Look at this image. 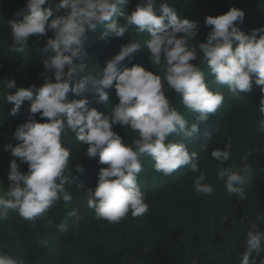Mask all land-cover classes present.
<instances>
[{
  "label": "clouds",
  "instance_id": "9594fccd",
  "mask_svg": "<svg viewBox=\"0 0 264 264\" xmlns=\"http://www.w3.org/2000/svg\"><path fill=\"white\" fill-rule=\"evenodd\" d=\"M130 3L131 0H28L17 13L22 19L10 22V52L22 53L31 37L47 36L44 51L52 55L43 61L42 86L17 87L15 80L6 83V101L14 104L12 115L25 101L31 103L28 122L19 125L14 133L13 138L20 143H9L4 149L14 159L7 176L10 185L0 191V218L14 211L35 225L58 202L67 204L73 200L65 187L77 180L66 174L71 156L62 144L66 129L87 146L89 158L98 157L100 164L107 165L100 169L95 189L87 192L88 207L94 210L96 219L119 223L129 213L132 218L147 214L149 205L138 182L143 157H150L154 170L165 176L190 168L198 174L194 175L195 194L212 195L214 187L204 182L206 176L201 172L198 153L189 152L183 142H166L170 136L191 141L200 134L199 125L189 126L173 106L166 89L174 91L188 113L207 121L224 102L222 93L211 90L212 84L226 86L240 99L241 94L251 92L254 81L261 91L256 133L264 134V27L245 34L238 27L244 22L245 12L233 7L220 16L205 17L210 31L206 42H197L198 22L182 18L168 3L160 4V15L156 14V0H142L131 13L126 10ZM98 27L103 29L101 39L120 38L133 29L138 34H149L146 47L150 63L162 68V75L140 65L122 66L140 49L138 42L121 46L119 54L98 74L84 75V43L88 31ZM198 59L199 65L192 63ZM202 64L214 77L212 81L206 82ZM113 88L119 102L108 115L89 107L91 101L86 94L107 104V90ZM70 92L85 98L69 101ZM36 114L47 122H37ZM117 125L136 134L131 145L113 131ZM232 150L229 138L224 150L215 148L210 155L218 165L216 178L224 182L229 193H238V200L245 201L248 197L240 185L253 169L250 153L241 156L239 164L229 163ZM20 164L28 165L27 172H21ZM75 171L83 173L84 168L77 164ZM75 216L77 210L68 213L69 218ZM256 220L264 224V215H257ZM59 230L67 231L66 225H59ZM244 245L246 250L238 256L239 264H264V232L257 223L251 224ZM0 264L21 262L0 252Z\"/></svg>",
  "mask_w": 264,
  "mask_h": 264
},
{
  "label": "rangeland",
  "instance_id": "374dc122",
  "mask_svg": "<svg viewBox=\"0 0 264 264\" xmlns=\"http://www.w3.org/2000/svg\"><path fill=\"white\" fill-rule=\"evenodd\" d=\"M27 2L28 0H0V107L2 105L0 114L3 115L8 112L3 107L4 104H2L7 102L6 96L9 93L6 89V83L8 81L15 80L17 87L25 88L38 83L44 84V79L40 75L42 72L37 74L31 69L25 68L24 63L26 62L14 58L18 53L9 51V47L12 44L10 22L16 21L15 15H19L17 13L26 7ZM162 2L170 4L169 0H162ZM169 6L176 11L175 5ZM233 7L245 12L243 24L249 22V26L242 28L246 29V34H250L253 29L264 27V0H187V3L180 9V16L190 21L198 22L200 31L196 38L197 42H206V36L210 28L205 26V17L220 16ZM238 27L240 28L241 26L238 25ZM96 31L100 32V36L95 44L102 46L111 56V59L119 54L121 46L138 42L141 45L140 49L131 58H126L122 62V66L131 68L133 65H140L147 71L162 75V68L153 67L150 63V53L146 47V41L150 38L149 34L137 33L135 37H131L127 33L120 38L109 37L101 39L102 27H98ZM48 35L51 36L52 33H48ZM47 38V36L42 39L36 36L31 37L29 46L24 51L28 57L26 59L34 58L36 61L44 58L48 59L52 52H45V48H43L46 46ZM197 42L191 41L190 43L195 44ZM192 63L199 65V59L192 61ZM203 66V64L200 65L202 71ZM43 71L45 70L43 69ZM205 78L206 82L214 79L207 72H205ZM257 88L258 86L253 81L251 92L241 94V98L236 99L227 90L226 86L212 84L211 90L220 92L224 96L223 105L214 115L218 119L220 118L222 123H226L225 131L219 130L222 125L213 128L208 119L205 121L206 129L202 128L197 138L191 141L180 140V138V141H175L173 138H168V141H166L183 142L185 144L189 142V144H186L188 150L190 149L189 152L204 153L199 159L201 161V172L207 177V181L208 178L211 180V182L208 181L206 183H210L214 187V192L217 186L219 187L221 184L217 182L218 179L216 178L217 162L212 159L210 152L215 148L224 150V145L229 138L233 144L231 159H237L240 156V152L241 155H243L242 153H250L251 159L249 161L251 164L255 165V167H262L264 170V134L258 136L256 133L260 98L253 104L248 101L252 92H255ZM107 91L109 92L107 104L98 103L90 94L91 103L89 107L108 115L119 100L115 95L114 88ZM166 95L172 98L173 106L185 116V119L195 120L194 115L187 112L181 101L175 104L179 97L175 95L173 90L166 89ZM68 100L71 101L69 97ZM26 103L27 101H25V110H23L27 113L25 115V123L28 122L31 102ZM233 106L237 109H234L235 107ZM35 119L39 123L47 122L46 118L40 119V114H36ZM21 124L24 123H5L0 119V131H5V136L9 134L10 137L7 144L11 143L15 146L20 143L13 137L16 128ZM113 131L117 132L128 145H131L132 140L136 138L135 133L126 131L125 128L119 125L114 126ZM70 132L68 130L64 133L65 137L62 139V143L70 145L74 149V154L78 155L72 161H69L66 174L77 177V174H74L77 173L75 171L76 165H80V162L85 161L89 157L86 155L87 146L78 142L75 137L71 136ZM205 133L211 138L209 139ZM213 134L215 139L212 142ZM256 137L258 138L254 140ZM210 141L211 143H209ZM195 142L198 143L197 146H193V144H196ZM199 144H202L203 148L198 146ZM206 147L209 148L207 152H205ZM243 147H246L245 150ZM203 150L204 152H201ZM12 159L14 157L11 156L10 152L0 149V191H6L10 185L7 176ZM15 159H17L19 164V159ZM96 159L99 158L96 157ZM20 170L21 172H27L28 165L20 164ZM186 175L188 177L180 184L172 188H166L159 194H153L150 198L146 197L149 210L143 217L132 218L129 213L121 222L109 223L107 220L96 219L95 215L88 210L89 217L80 224H78V220L75 221L76 223H73L72 226L76 227L67 234L64 240L60 241L61 245L65 244L66 255L69 254L67 250L74 247H79L84 251V256L79 258V261L70 260L67 264H194V262L195 264H239L238 256L246 250V247L244 238L239 236L233 228L241 226L240 222L246 218L247 200L241 201L239 205H233L223 203L214 193L210 196L195 194L193 188L194 175L198 174L192 173L188 167L179 169L171 177L169 176L170 180H165V182L170 183ZM260 178L262 179L261 181H264V177ZM138 182L141 190L146 191L148 188L146 184L142 185L139 180ZM65 187L72 195L79 191L75 182L65 185ZM262 192L264 193V185L256 188L255 195L257 196L252 201H259L262 198ZM62 202L60 201L57 204L61 205ZM177 216H179L178 219ZM36 223L42 231H45V226H50L52 230H54L53 228L58 230L53 224L56 223V220L48 219L46 216L43 219H39ZM66 227L69 230L71 229L69 225H66ZM259 230L264 232V224L259 226ZM4 231L6 232V230H3L0 233V236L3 235L0 239L5 238L12 247L14 245L19 246V249L23 250L27 243L20 244L21 239L15 236L14 232L8 230L12 233L9 235L7 232L5 234ZM12 236L15 238H11ZM50 238V236L45 238L43 243L51 251L52 242H50ZM33 241L35 239H32L30 243H33ZM2 245V240H0V252L14 258L11 254L12 252H4V246ZM213 249L218 250L215 261L210 257ZM49 253L52 255V251ZM38 264H42V262Z\"/></svg>",
  "mask_w": 264,
  "mask_h": 264
},
{
  "label": "trees",
  "instance_id": "16d2710c",
  "mask_svg": "<svg viewBox=\"0 0 264 264\" xmlns=\"http://www.w3.org/2000/svg\"><path fill=\"white\" fill-rule=\"evenodd\" d=\"M58 2L59 0H57V3ZM141 2L142 0H131V3L126 6V10L129 13H131L133 10H135L136 6L140 4ZM144 2L146 3V0H144ZM161 3H163L162 0H156L155 10H156L157 15L161 14L159 12V7ZM169 3H170L169 5L176 6V12L178 13V15H180V9L182 8V6H184L187 3V0H169ZM45 7H47V5H45ZM15 16L18 17V18L15 17L16 21L20 20V18L22 19V17H20L19 15H15ZM238 25L241 26L240 30L246 34L245 32L246 29L244 30L242 27L249 26V22H246L244 24L238 23ZM256 25H257V22H256ZM128 34L131 37H135L137 33L135 32V29H133V30H130ZM99 36H100L99 31H88L87 33V39L84 43V50L87 53V55L85 56L83 60L84 64L86 65V68L83 73L84 75L98 74L104 69V67H106L107 62L111 60V56L108 54V52H106L105 49L102 48V46L95 44L96 40L99 39ZM43 48H46V46ZM14 58L19 59L22 62L23 61L26 62L24 63V67L27 69H31L33 72L37 74L44 72L43 71L44 69L43 61L46 60L45 58L40 61H36L34 58L26 59L28 57L25 55V52L18 53V55H15ZM203 71L204 73L205 72L209 73L206 65L203 66ZM42 85L43 83H38L35 86L40 87ZM86 96L90 100V94H86ZM68 97L71 99V101L85 98L81 96H76L71 92L68 94ZM259 98H261L260 87H258L255 92L254 91L252 92L251 96L248 98V101H251L253 104V103H256ZM179 101H180V98L177 99V101H175L176 102L175 104H178ZM28 103L29 101H27L26 104ZM2 104H4L3 107H5L9 112L8 113L6 111L7 112L6 115L0 114V119H2L3 122L5 123H12V122L25 123V115L27 114L25 113L26 111H23L25 110V102L22 104L19 111L15 115L11 114V109L14 107V104L9 103V102H3ZM234 109H237V108L235 107ZM194 117H195V120H192V121L190 119H186L189 122V126L192 123H197L199 125L200 130H202V128L206 129L205 121H200L198 116L196 115H194ZM209 122L211 123L213 128L222 125V127L219 130L223 132L225 131L227 127L225 125L226 123H222L220 118L218 119L216 115L214 114L210 115ZM67 131L68 130L66 129L64 133H66ZM64 133L62 134V139L65 137ZM70 134L71 136L75 137L74 133L70 132ZM214 134L212 136V140H211L212 142L215 139ZM9 138H10L9 134L8 136H5V131H0V149L1 150L5 149V146L10 140ZM169 138L170 139L173 138L175 141L179 140V137L170 136ZM257 138L258 137L254 138V140ZM211 141L209 143H211ZM195 143L196 144H193V146H197L198 143L197 142ZM186 144H189V142H187ZM63 146L70 150L71 156H70L69 161H72L73 158L76 157L78 154H74V149H72L70 145L63 144ZM198 146L203 148L202 144H199ZM243 148L245 150L246 147H243ZM208 149L209 148L206 147V150L204 149L205 152H207ZM204 150L201 152H204ZM197 153H198L199 159L204 154L200 152H197ZM242 154L244 155V153ZM239 155L240 156L237 159L236 158L230 159L229 163L235 162L239 164L240 158L241 156H243L241 155V152L239 153ZM249 159H251L250 156H249ZM249 163L251 164L250 161ZM80 166L84 168V172L74 173V174H77V180L75 181V183L77 184V187L78 185H83V188L80 189L78 187L79 191H77L74 195H72L73 200L70 203L66 204L65 202H62L61 205L60 204L54 205L52 208H50V211H48L46 214V217L48 219H51L54 221L56 220V223H53V224L54 226H56V228H58V230H56L55 228H53L54 230H52L50 226L48 227L45 226L46 227V228L44 227L45 231H42L37 223H35L34 225L32 222L20 217L18 213L14 211H9L8 215L5 218H0V233L3 230H6V232L10 235L12 233H10L8 230H11L12 232H14L15 236H18L21 239L20 244H24V243L25 244L27 243V244L25 245L23 250H20L19 246L17 247L14 245V247H12V245L8 243L7 242L8 240H5V238L0 239L2 240V244H3L2 246H4V252H8V251L12 252L11 254L14 257V259H17L19 262H21V264H35V263L38 264L39 262H42V264H67V262H69L70 260L79 261V258H82L84 256V251L79 247L77 248L74 247L72 249L67 250L69 254L66 255L65 254L66 252L65 244L61 245L60 241L62 239L64 240L67 234L76 227V226H72L73 223H76L75 221L78 220L79 221L78 224H80L83 220L89 217L88 216L89 214L87 212L88 210H90V212L95 215L94 210L88 207L87 192H88V189L90 188L93 190L95 189V187L97 186L98 173L101 168L107 167V165L100 164L99 159L86 158L85 161L80 162ZM251 166L253 168L251 174L246 178L245 182L242 185H240L241 189L248 197L247 207H246V218L243 219L244 223L243 221L240 222L241 226L238 227L239 229L237 227L233 228V230H236L238 235L243 238H245L246 233L251 227V224L253 222L257 223L258 226L261 225L260 222L256 220V216L264 215V193L263 192L261 193L262 198L259 201H256V202L252 201L253 198L257 196L255 195L256 188L264 185L263 184L264 181H261L262 179L260 178V177H264V172H263L264 170L262 167L261 168L255 167V165L253 164H251ZM258 172L260 173L259 175H258ZM172 175H170V177ZM188 175L180 177L179 179L171 181L170 183H166L167 181L165 182V180H170L169 179L170 177L165 176L162 173L156 172L154 170V161L150 157H143V170L141 173H139L138 180L140 181V183H142V185L146 184L148 188L146 191H142V192H144L146 197L150 198L152 197L153 194H159L162 191H164L166 188L167 189L172 188L173 186L180 184L186 177H188ZM208 181L211 182L209 178H208ZM208 181L205 180L204 182L206 183ZM217 182H220L221 185H219V187L217 186L216 191L214 192V195L216 194L215 196L216 197L218 196L219 199L223 201V203L225 202L226 204L239 205L241 202L240 200H238L239 194L229 193L224 187L223 181L217 180ZM73 210L78 211V216L69 218L68 213ZM178 218L179 216H177V219ZM62 223L67 226L68 225L71 226L69 227L71 229L70 230L67 229V231L61 232L59 230V225H61ZM6 232L4 231L5 234H7ZM60 234H62V236H60ZM2 236L3 235H1L0 237ZM49 236L51 237L50 242H52L51 243L52 255L49 253L51 252L50 249L46 248L47 246L45 247V244L43 243V240L45 238H48ZM11 238H15V237L12 236ZM32 239H35V241H33V243H30ZM13 248L15 249L13 250ZM57 248L58 250L56 251ZM54 251H56V253H54ZM213 251H211L212 253H210V257H212V260L215 261L217 257L216 253L218 252V250L213 249Z\"/></svg>",
  "mask_w": 264,
  "mask_h": 264
}]
</instances>
